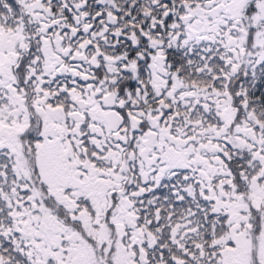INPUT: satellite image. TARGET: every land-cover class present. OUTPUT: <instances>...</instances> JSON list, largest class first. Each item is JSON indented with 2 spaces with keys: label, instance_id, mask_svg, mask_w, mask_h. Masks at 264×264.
<instances>
[{
  "label": "snow or ice",
  "instance_id": "obj_1",
  "mask_svg": "<svg viewBox=\"0 0 264 264\" xmlns=\"http://www.w3.org/2000/svg\"><path fill=\"white\" fill-rule=\"evenodd\" d=\"M0 264H264V0H0Z\"/></svg>",
  "mask_w": 264,
  "mask_h": 264
}]
</instances>
